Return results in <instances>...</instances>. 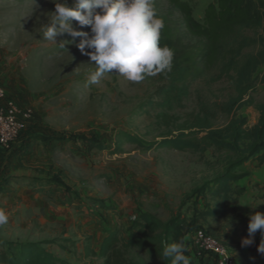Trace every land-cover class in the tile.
<instances>
[{
    "label": "rangeland",
    "instance_id": "obj_1",
    "mask_svg": "<svg viewBox=\"0 0 264 264\" xmlns=\"http://www.w3.org/2000/svg\"><path fill=\"white\" fill-rule=\"evenodd\" d=\"M180 1L188 4L199 24L207 6L216 4V0ZM252 1L256 6L257 0ZM66 2L69 7L73 4V0ZM54 10L52 0H0V88L30 116L10 148H0V208L8 215L7 223L0 226V252L17 254L20 245H35L65 264H100L87 251H96L108 230L125 232L142 213L166 222L178 213L191 217L205 206L214 207L199 189L223 173L226 160L212 149L203 154L146 150L164 133L151 127V116L135 112L152 95L153 83H133L111 70L88 85L95 63L81 53L76 38L64 34L56 43L44 39L42 26ZM72 27L81 31L75 21ZM254 51L249 48L244 53ZM215 75L216 71L191 84L190 98L183 110L175 112L177 116L184 119L204 109L212 113L214 128L229 122L230 116L217 112L216 105L235 92L225 80L212 84ZM252 78L255 91L249 96L254 105H264L260 83L264 66ZM235 115L245 118L248 127L259 118L253 106ZM121 134L145 147L124 143L121 153L113 154ZM86 141L101 143L105 150L90 151ZM235 175L241 178L230 184L232 200L224 214L199 222L186 235L185 255L193 264L200 258L192 247L198 228L218 237L238 264H264V254L257 251L264 231L257 230L251 237L252 245L241 244L249 238V216L264 213L260 154Z\"/></svg>",
    "mask_w": 264,
    "mask_h": 264
},
{
    "label": "trees",
    "instance_id": "obj_2",
    "mask_svg": "<svg viewBox=\"0 0 264 264\" xmlns=\"http://www.w3.org/2000/svg\"><path fill=\"white\" fill-rule=\"evenodd\" d=\"M162 1L154 0L158 16L164 22L160 45L169 46L175 55L171 72L146 77V81L153 83L154 91L135 110L137 115L152 117V128L164 130L160 140L147 146L146 150L203 154L212 149L225 156L226 167L222 174L199 189L214 207L205 206L203 211L191 217L178 213L166 222L142 213L127 231L108 230L97 250L87 251V256L100 260V264H171L170 259L161 257L163 247L181 240L186 245L187 233L199 222L220 218L232 200L230 184L241 178L235 171L258 154L264 162V105H254L249 96L255 91L252 77L260 66H264V0H257L256 6L252 0H216L215 5L210 4L205 9L202 24L193 19L187 3L164 0L168 5L164 7ZM80 29L91 34L87 26ZM246 32L256 34L250 36ZM81 39L77 37L76 41L80 43ZM249 48H256V51L245 54ZM214 71L216 75L211 83L225 80L235 92L227 102L216 105L217 112L230 116L229 122L214 128L212 113L204 109L199 113H188L184 119L177 116L175 112L183 110L190 98L191 84ZM260 83L264 84V78ZM249 106L259 114L252 127L247 126L245 118L235 115L241 108ZM86 142L90 151L105 150L101 143ZM124 143L145 147L134 137L121 134L113 154L121 153L120 146ZM35 190L47 194L44 188L35 187ZM212 237L218 240V237ZM16 252H0V264H65L35 245H20Z\"/></svg>",
    "mask_w": 264,
    "mask_h": 264
},
{
    "label": "clouds",
    "instance_id": "obj_3",
    "mask_svg": "<svg viewBox=\"0 0 264 264\" xmlns=\"http://www.w3.org/2000/svg\"><path fill=\"white\" fill-rule=\"evenodd\" d=\"M52 2L55 10L51 20L42 26L44 39L56 43L57 37L64 34L82 38L77 47L95 63V71L87 79L88 85L98 83L111 70L133 83L172 71L175 53L169 46L160 45L164 22L158 16L154 0H73L71 7L66 0ZM72 21L78 22L80 28L89 27L91 34L74 29ZM7 221L6 211L0 208V226ZM257 230L264 231V213L261 212L249 216V238L242 240V247L253 244L251 237ZM188 251L181 240L166 244L161 257L170 259L171 264H193L191 257L185 255ZM257 251L264 254V241Z\"/></svg>",
    "mask_w": 264,
    "mask_h": 264
},
{
    "label": "built area",
    "instance_id": "obj_4",
    "mask_svg": "<svg viewBox=\"0 0 264 264\" xmlns=\"http://www.w3.org/2000/svg\"><path fill=\"white\" fill-rule=\"evenodd\" d=\"M29 117V114L22 111L15 100L0 88V148H10L25 130ZM192 247L197 257L211 256L216 264H238L221 241L202 229L194 231Z\"/></svg>",
    "mask_w": 264,
    "mask_h": 264
},
{
    "label": "crops",
    "instance_id": "obj_5",
    "mask_svg": "<svg viewBox=\"0 0 264 264\" xmlns=\"http://www.w3.org/2000/svg\"><path fill=\"white\" fill-rule=\"evenodd\" d=\"M235 260H237V259L235 258ZM196 261L197 262H195V264H215L214 258H212L210 256H205L203 258H199Z\"/></svg>",
    "mask_w": 264,
    "mask_h": 264
}]
</instances>
